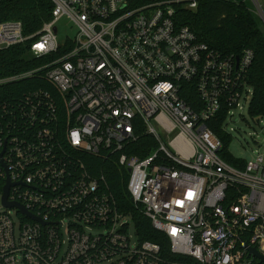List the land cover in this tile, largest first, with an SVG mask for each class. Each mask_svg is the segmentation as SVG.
<instances>
[{"label":"built area","instance_id":"obj_1","mask_svg":"<svg viewBox=\"0 0 264 264\" xmlns=\"http://www.w3.org/2000/svg\"><path fill=\"white\" fill-rule=\"evenodd\" d=\"M33 34L0 22V50L27 47L54 90L0 95V264H256L264 254V156L223 157L234 109L247 101L255 53H225L178 18L205 0H48ZM250 3L264 24V0ZM67 16L73 36H61ZM263 116V115H262ZM140 135L155 147L129 152ZM87 157L98 158L94 163ZM127 178L133 206L168 241L132 246L130 214L109 178ZM21 204L32 216L3 202Z\"/></svg>","mask_w":264,"mask_h":264},{"label":"trees","instance_id":"obj_2","mask_svg":"<svg viewBox=\"0 0 264 264\" xmlns=\"http://www.w3.org/2000/svg\"><path fill=\"white\" fill-rule=\"evenodd\" d=\"M141 3L143 0H134ZM52 3L48 0H0V22L19 20L23 23L24 33L30 35L38 31L44 21L52 16ZM179 22L189 25L199 39L211 47L225 53L241 54L245 48L253 49L255 56L248 70L247 82L253 88L249 106L252 117L264 115V24L250 9L248 3H236L232 0H205L197 12H178ZM41 65L40 59H30L27 47L15 45L0 50V79L14 76L35 69ZM42 74L23 78L13 83L0 85V95L18 94L31 87L43 86L54 90V87L42 78ZM225 113L218 115L214 123V131L224 141L223 157L233 165L242 167L245 160L234 157L228 150L231 142L229 134L220 129ZM155 147V141L148 135L140 137L128 146L131 154L147 156ZM96 163L98 158L87 157ZM100 163V161H99ZM119 210L131 215L136 233L141 241L158 242L164 249L168 248L166 236L156 230L150 219L135 208L127 193V178H109ZM256 264L260 263L256 260Z\"/></svg>","mask_w":264,"mask_h":264},{"label":"rangeland","instance_id":"obj_3","mask_svg":"<svg viewBox=\"0 0 264 264\" xmlns=\"http://www.w3.org/2000/svg\"><path fill=\"white\" fill-rule=\"evenodd\" d=\"M250 4V3H248ZM61 36H73L75 28L70 19L65 16L60 21ZM247 100H242L243 107L234 109V113L230 119L228 129L231 133V142L229 144V152L236 158L246 161L255 160L261 154L264 156V115L252 117L249 114ZM129 233L131 235L132 246H136L139 238L136 233L135 224L130 217Z\"/></svg>","mask_w":264,"mask_h":264},{"label":"water","instance_id":"obj_4","mask_svg":"<svg viewBox=\"0 0 264 264\" xmlns=\"http://www.w3.org/2000/svg\"><path fill=\"white\" fill-rule=\"evenodd\" d=\"M11 185H12V183L8 179L7 180V184L4 187V194H3V202H4V204L7 205V206H9V207L16 206V207H18L20 209V211L23 214H26L27 216L34 217L21 204H19L17 202L8 201L9 189H10ZM248 249H249L250 253L253 254L259 260L260 263H264V254H262L261 252H259L257 250V248H255V247H251L250 246Z\"/></svg>","mask_w":264,"mask_h":264}]
</instances>
